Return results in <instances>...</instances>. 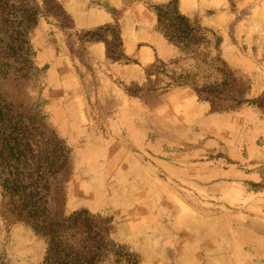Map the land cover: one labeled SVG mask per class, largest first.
Masks as SVG:
<instances>
[{
    "label": "rangeland",
    "instance_id": "1",
    "mask_svg": "<svg viewBox=\"0 0 264 264\" xmlns=\"http://www.w3.org/2000/svg\"><path fill=\"white\" fill-rule=\"evenodd\" d=\"M54 1L66 13L40 16L29 33V63L13 57L0 65V100L9 110V116L0 120V264H42L47 251L46 240L30 226L14 223L3 206L5 187L14 178L11 158L17 148L11 138L18 121L26 127L35 121L41 125L34 131L41 150L51 154L53 135L66 147L63 155L68 153V166L59 176L68 178L65 214L86 210L111 220V240L136 256L140 264H264V156L256 159L251 148L238 155L227 147L236 139L254 146L257 117L242 113L253 110L263 120L264 114L242 104L234 110H212L242 114L240 120L230 119L223 128L218 123L206 127L200 119L191 122L180 106L182 100L164 104V96L192 88L167 89L171 81L159 75L163 83L150 92L146 70L151 65L141 71V81L116 79L129 102L104 98L109 90H102L97 74L106 67L94 62L90 47L95 40L86 36L100 27L81 29L76 17L81 11L100 9L112 16L108 25L116 20L122 25L120 10L110 0ZM124 1L131 12L142 7L156 15V8L171 0ZM187 1L195 9L182 13L204 28L213 44L202 53L211 52L212 58L221 55V47L218 51L215 44L228 33L238 67L227 56L221 55L222 59L234 78L244 82L247 100L263 97V84L253 75L264 76V0H224L226 5L220 9L203 0ZM8 3L7 13L15 12L11 10L13 0ZM216 15L224 18L222 28L212 24ZM105 36L113 40L110 34ZM126 58L120 63L107 59L116 66L137 62ZM164 62L166 68L157 65L155 71L199 73L200 86L222 82L220 75L200 61L201 70H195L196 62L190 56L180 54ZM257 142L264 145V137ZM33 144L38 155L37 144ZM23 246L31 253L29 257L18 254Z\"/></svg>",
    "mask_w": 264,
    "mask_h": 264
},
{
    "label": "trees",
    "instance_id": "2",
    "mask_svg": "<svg viewBox=\"0 0 264 264\" xmlns=\"http://www.w3.org/2000/svg\"><path fill=\"white\" fill-rule=\"evenodd\" d=\"M8 6V0H0V65L3 60L15 57L16 61L22 57L25 63H29L28 57L32 56L29 33L38 24L40 16L52 13L56 15L59 12L63 15L66 12L54 0H43L42 3L38 0H13V13H7ZM5 13L7 18H4ZM156 15L159 31L179 49L180 54L190 56L196 62L194 69L201 70L198 67L200 61L208 70L220 75L222 82L200 86L197 82L199 73L182 71L180 74H168L166 69L162 72L155 71L157 65L162 69L167 66L164 61L157 60L146 70L150 92L159 89V85L163 83L159 75H164L171 81L166 85L167 89L192 88L198 98L211 105L214 112L234 110L242 104H248L264 114V96L247 100L244 82L234 78L233 71L221 55L212 58L211 52L202 53V50L211 48L212 41L208 40L204 28L182 13L180 0H171L168 4L157 7ZM106 34H110L113 40H108ZM86 36H90L95 42H103L107 58L112 62L120 63L127 59L123 52L122 30L118 20L114 24L100 27L94 33L87 32ZM221 44L222 40L217 39L215 49L219 51ZM178 63L179 61H171L170 64ZM3 116H9V110L2 107L1 102L0 120H3ZM15 126L12 127L11 138L17 148V153L11 158V163H14V178L5 187L3 206L14 223L30 226L38 236L46 240L47 251L42 264H140L136 256L111 240V220L86 210L69 216L65 214L64 184L68 178L59 179L61 173L66 171L69 161L68 153L63 155L66 150L64 144L53 135L49 154L41 150V142L34 135V131L41 129L38 122L26 127L22 121H18ZM34 142L39 149L36 151L38 155L32 150Z\"/></svg>",
    "mask_w": 264,
    "mask_h": 264
},
{
    "label": "crops",
    "instance_id": "3",
    "mask_svg": "<svg viewBox=\"0 0 264 264\" xmlns=\"http://www.w3.org/2000/svg\"><path fill=\"white\" fill-rule=\"evenodd\" d=\"M110 1L115 4V7L120 10L122 14L121 26L122 39L124 43V53L128 57L136 59L137 62L131 65L123 66L109 64L106 55V47L103 42H95L90 47V52L94 62L98 66L106 67V71H99L97 74L98 79L104 86L102 90H105V88L109 90L107 91L108 94H103V97L105 98L106 96L108 99H111L113 101H122L124 104H126L130 100L121 94V91L116 86V79H119L121 82H128L130 80L141 81V71L145 66L152 65L157 60H172L180 55V51L176 46L171 44L160 31L156 29L157 18L154 13L148 10L144 11L142 7H138L136 11L131 12L130 10L132 9V7L130 8L126 6V1ZM158 1L167 3L169 0ZM203 3H206V5L210 7H214V9H220V7L226 5V2L224 0H203ZM180 8L184 13H189L193 9H195L193 2L187 0H181ZM76 20L78 21L77 24L81 29H92L110 24L113 21V18L106 11L95 9L92 11H88L87 13L85 12V14L81 11V13L77 14ZM223 21V17H221L220 15H216V17L212 21V24H219L222 28L225 23H223ZM229 39L230 36L228 33L222 34L220 53L224 59L225 56L228 57L229 63H232V65L238 67L237 58H234L232 55L235 52H233L234 50L230 51L229 49ZM253 65L257 68H261L260 64ZM241 66L244 67V65L242 64ZM253 76H256V82L258 84L262 83L264 87L263 74L254 73ZM175 98H179V100H182V102H180V106L185 111L188 119L191 122L193 121L197 123L200 119L202 124L204 123V126L206 127H212L214 123H218L223 128L227 123H229L230 119L234 118V120L236 121L240 120L242 114L252 117L256 116V123L258 125L254 129V139L251 142V144H255L254 146L251 147L248 144L249 142L239 139L234 140V142L231 144H228L226 139H224L223 141H226L227 145H229L227 146L228 148L235 149L238 155L241 153L240 150L251 148L253 149V154L256 159L263 158L264 145H258L257 141L261 140L264 137V120L261 116H258L256 112H254L253 110H249L243 112L241 115L236 114V116L213 113L210 104L200 101L193 89H185L182 92H172L166 94L164 96V104L170 103ZM121 115L124 116L123 111L122 114H118L120 118ZM18 254H20L22 257H25V255L29 257L31 255L30 252L26 251L25 246L22 247ZM220 258L222 259L223 257L220 256Z\"/></svg>",
    "mask_w": 264,
    "mask_h": 264
}]
</instances>
